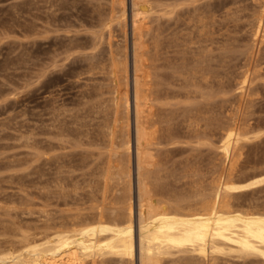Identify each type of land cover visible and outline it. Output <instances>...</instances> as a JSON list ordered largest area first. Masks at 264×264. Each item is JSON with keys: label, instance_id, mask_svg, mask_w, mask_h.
<instances>
[{"label": "bare ground", "instance_id": "6f19581e", "mask_svg": "<svg viewBox=\"0 0 264 264\" xmlns=\"http://www.w3.org/2000/svg\"><path fill=\"white\" fill-rule=\"evenodd\" d=\"M154 1L130 0L129 51L127 0H110L107 55L73 72L99 73L106 81L95 84L99 98L86 112L93 114L96 127L84 123L77 132V143L99 147L94 160L100 178L87 182L91 189L85 205L73 207L69 214L61 208L66 215L56 221L47 201L40 211L50 230L24 235L20 247L0 251V264H111V256L118 264H220L221 257L264 260V206H244L237 193L264 182V175L244 182L234 177L243 140L258 137L254 131L264 123L260 117L254 121L255 108L250 109L258 93L253 79L264 71L255 48L264 35V9L258 10L264 0H255L259 6L253 9L258 11L248 20L251 44L236 34L238 22L244 23L238 21L242 10L237 5L239 11L227 2L214 6L210 1L206 9L197 8L198 15L185 20L184 27L153 28L149 18ZM115 19L123 28L122 41L113 39ZM236 65L241 69H235L237 79L232 75ZM231 82L240 101L234 104V99L224 113L223 107L233 101L226 97ZM53 127L49 133L70 141L64 139L73 133L68 127ZM215 139L219 176L210 189H160L158 173L164 168L171 175L180 170L182 176H197L202 168L194 150ZM173 142L188 147L180 169L170 168L174 160L167 158L169 149L165 157L162 154L161 145ZM33 146L39 156L43 144L34 140ZM55 180L59 195L77 193L63 190L61 177Z\"/></svg>", "mask_w": 264, "mask_h": 264}, {"label": "rangeland", "instance_id": "374dc122", "mask_svg": "<svg viewBox=\"0 0 264 264\" xmlns=\"http://www.w3.org/2000/svg\"><path fill=\"white\" fill-rule=\"evenodd\" d=\"M210 1L211 4L214 2V6L224 1L221 5L227 2L233 9L240 8L241 13L236 11L238 15L241 14L238 21L243 20L244 23L252 20L254 12L264 9V6L258 7L255 0H155L149 18L150 25L153 28L173 27L175 24L184 27L183 22L196 17L207 8L205 3ZM255 7L258 10L253 9ZM197 8H201L199 12ZM109 9L110 0H0V251L17 249L24 235L34 237L50 230L51 226L44 222V214L40 211L47 201L50 204L46 208L52 209L56 221L64 217L61 215H66L67 211L71 213L72 210H69L73 207L84 206L91 189L87 182L92 178L95 183L100 178V170L96 167L98 160H94L99 147L77 143L80 138L77 132L84 127V123L96 127L93 114L87 116L86 112L92 109V103L99 98L95 94V84L106 81L99 73L73 72H79L88 62L107 55ZM221 11L217 12L220 14ZM127 13L130 51V0H127ZM112 23L113 39L122 41L123 28L116 19ZM238 23L241 29H237L240 33L237 31L236 34H239L240 39L243 38L242 42L251 44L249 21L245 23L246 26ZM101 34H104L102 40L99 38ZM261 39L255 48L262 72L264 35ZM234 62L239 64L240 61ZM236 66H232L233 71L240 69V65L238 68ZM236 70L232 75L238 73ZM262 73L253 79L252 88L254 92L257 88L259 95L255 92L258 95L255 96L259 100L254 96L253 106L250 107L255 108L252 109L256 112L252 115L254 121L260 117L261 123L264 122V71ZM234 82H231L232 91L226 96L233 101L227 99L230 103L227 102L223 107L224 113H228V106L230 108L234 99L237 101L234 104L240 101L234 92ZM59 124L68 127L76 135L72 133L64 137L70 140L66 142L63 137L49 133L53 126ZM254 133L259 136L243 140L242 154L237 159L234 174L236 182L264 175V123ZM34 140H40L44 146L39 156L35 153ZM217 144L215 139L212 144L201 145L194 150L199 156L197 163L202 168L197 176L191 172L182 176L180 170L171 175L170 170L165 168L159 171L158 177L163 185L160 189H210L211 183L216 182L219 176L218 171H215L220 164L215 148ZM161 146L163 157L169 149L167 158L174 160L169 162L170 168L177 166L180 169L179 162L184 161V155L187 154L183 151L188 148L186 144L173 142ZM87 149L94 155H89ZM56 177L62 178L63 190L76 189L77 193L59 195L58 191L61 190L55 183ZM237 193H240L238 201L244 206H264V182ZM61 208L67 211L61 212ZM108 259L111 264H118L115 256ZM218 262L264 264V260L258 257L245 260L221 257Z\"/></svg>", "mask_w": 264, "mask_h": 264}]
</instances>
